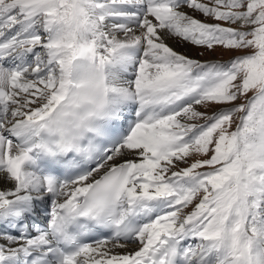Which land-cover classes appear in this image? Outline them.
<instances>
[{
    "label": "snow or ice",
    "instance_id": "snow-or-ice-1",
    "mask_svg": "<svg viewBox=\"0 0 264 264\" xmlns=\"http://www.w3.org/2000/svg\"><path fill=\"white\" fill-rule=\"evenodd\" d=\"M0 264H264V0H0Z\"/></svg>",
    "mask_w": 264,
    "mask_h": 264
},
{
    "label": "rangeland",
    "instance_id": "rangeland-1",
    "mask_svg": "<svg viewBox=\"0 0 264 264\" xmlns=\"http://www.w3.org/2000/svg\"><path fill=\"white\" fill-rule=\"evenodd\" d=\"M182 51H184L185 49L181 48ZM191 54L193 56L197 55V51L195 49L191 50ZM201 59H220V60H227L229 57L227 55L225 56H220L219 54H217L216 56H205V57H200Z\"/></svg>",
    "mask_w": 264,
    "mask_h": 264
},
{
    "label": "bare ground",
    "instance_id": "bare-ground-1",
    "mask_svg": "<svg viewBox=\"0 0 264 264\" xmlns=\"http://www.w3.org/2000/svg\"><path fill=\"white\" fill-rule=\"evenodd\" d=\"M169 43H170L171 45H173V46H176L174 41H171V40H170ZM179 50H181V48H179ZM181 51H182V50H181ZM132 247L134 248L135 246H132Z\"/></svg>",
    "mask_w": 264,
    "mask_h": 264
}]
</instances>
